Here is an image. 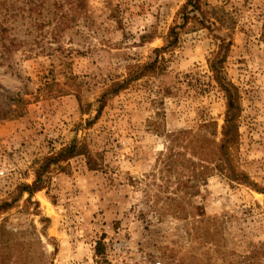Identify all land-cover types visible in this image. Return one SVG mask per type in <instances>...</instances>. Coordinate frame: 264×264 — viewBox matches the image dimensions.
Wrapping results in <instances>:
<instances>
[{
  "label": "rangeland",
  "instance_id": "374dc122",
  "mask_svg": "<svg viewBox=\"0 0 264 264\" xmlns=\"http://www.w3.org/2000/svg\"><path fill=\"white\" fill-rule=\"evenodd\" d=\"M187 3L6 0L0 264H264V0L188 5L196 17L177 27L167 70L109 92L166 44ZM221 39L232 43L224 66L242 106L231 161L248 183L219 170L195 179L167 157L168 135L184 129L216 157L227 107L210 60ZM73 142L99 157L98 169L76 155L51 164L32 196L20 193L40 161ZM180 143L172 152L191 155Z\"/></svg>",
  "mask_w": 264,
  "mask_h": 264
},
{
  "label": "trees",
  "instance_id": "16d2710c",
  "mask_svg": "<svg viewBox=\"0 0 264 264\" xmlns=\"http://www.w3.org/2000/svg\"><path fill=\"white\" fill-rule=\"evenodd\" d=\"M199 3L200 0H188L187 5L182 11V23L171 28L167 36L166 44L155 48L154 56L148 61L144 63L130 64L127 67V76L122 81L114 82L109 92L118 93L122 89L127 88L132 82L143 77H156L157 75L163 74L167 70L166 57L164 54L173 50L178 43L179 31L177 30V27H184L189 19L196 17L195 15H193L194 17H190L188 5H192L193 9L196 10L200 6ZM5 4L6 0H0V14L2 12V7ZM2 22L3 21H0V33L2 31H6ZM231 44V41L228 42L226 39H221L217 53L210 60V69L213 72V78L217 81L218 87L225 96L227 107L224 124L222 125L221 130L222 137L219 141V150L212 151L216 157H209L206 155V150L200 143L204 141H200L196 135H191V129H184L179 131L178 134L171 133L168 135L169 146L167 147V150H169V154L167 157L172 158L171 162L175 163L174 168L194 172L195 175L193 178L195 179L202 176L207 177L211 175L214 170H219L222 175L226 176L232 181L238 183H248L250 181L247 175H245L244 172L237 170L231 161V148H233L239 138L238 119L242 111L239 89L231 80L227 78L224 66L227 58V52ZM205 124L207 127H214V133L212 134L215 137L217 135V122L210 121ZM180 140L181 146L185 150H190L191 155L188 156L180 151H176L175 154L172 152L174 151V146L179 145ZM182 142L186 143L183 144ZM213 142L216 146V141L213 140ZM76 155H83L88 168L91 170H96L100 166L98 161L99 157L93 154L84 142L80 144L73 142L69 146L63 147L60 151L48 155L42 161H40L39 165H37V167L34 169L36 174L34 182L31 185H22L19 188L20 193L28 192L29 195L32 196L34 192L42 189L45 186L46 173L48 172V168L51 164L70 159ZM173 156H176L175 158L177 159L173 158ZM9 205L10 203L7 202L1 203L0 214L5 211ZM1 246L2 249L8 248L10 247V242L8 240L2 241ZM96 255L101 257L105 256V246L103 241L97 243Z\"/></svg>",
  "mask_w": 264,
  "mask_h": 264
}]
</instances>
